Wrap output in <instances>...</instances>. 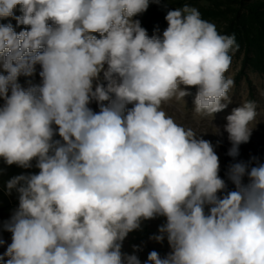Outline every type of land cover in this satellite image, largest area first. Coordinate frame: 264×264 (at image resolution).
<instances>
[{"label":"clouds","instance_id":"obj_1","mask_svg":"<svg viewBox=\"0 0 264 264\" xmlns=\"http://www.w3.org/2000/svg\"><path fill=\"white\" fill-rule=\"evenodd\" d=\"M150 3L167 7L0 0V19L16 21L0 24V160L38 169L4 183L18 206L2 224L11 234L3 264H142L139 247L126 253L123 242L158 217L149 239L169 251H150L143 264H264V162L236 159L256 103L225 117L232 162L223 177L213 143L162 109L173 99L187 104L192 87L196 114L213 118L227 107L235 34L185 4L149 36L135 17Z\"/></svg>","mask_w":264,"mask_h":264},{"label":"rangeland","instance_id":"obj_2","mask_svg":"<svg viewBox=\"0 0 264 264\" xmlns=\"http://www.w3.org/2000/svg\"><path fill=\"white\" fill-rule=\"evenodd\" d=\"M264 1V0H261ZM151 3L148 9L139 14L135 19H138L141 26L145 28L149 36L154 34V31L158 29L156 34L160 35L166 29L167 25L162 22L152 21V10ZM19 5L16 6L14 12L16 15H20L18 11ZM3 23L11 22L15 27L16 21L14 19H1ZM25 26H20L16 28L19 32L21 28ZM231 64L225 73L226 77H231L234 79V87L231 88L229 95L231 102L228 103L227 107L218 113L211 116H200L193 111L192 99L196 93V88H190L192 96L185 97L187 104L182 101H177L175 99L170 100L162 104V109L165 111L166 115L173 118V120L184 126L185 128H192L197 135L203 134V139L209 140L215 146V151L220 158L221 177L224 176V171L226 166L232 162V157H229L226 153L231 147L230 142L227 139V133L223 132V125L226 123L225 117L231 113L233 108L241 106L245 101H254L257 105L256 108V118L250 125L253 127L250 140L248 143L241 144L239 146V156L236 158L238 160H248L249 157L255 156L259 157L262 162H264V74H259L251 70L250 68H243V54L230 52ZM39 66H37V75H35L32 80L34 83H39ZM20 83L24 84L25 78H19ZM2 103V101H0ZM90 107L94 111H98V107L95 103L91 104ZM131 107V105H129ZM215 126L221 129V135H214ZM58 138V137H57ZM217 141L219 143L217 144ZM0 239L6 241L5 245L0 246V255L6 250L7 244L11 243V234L3 231L2 224L7 220L12 211L18 206L17 194L13 192L11 195H6L4 192V183L11 177L19 175L21 173L28 172H38V169H22L16 165L7 166L0 160ZM229 184V189H231ZM163 217H158L156 219L144 221L141 226V230L131 232L128 237L123 242L122 251L126 253L133 252V246H138L139 251L136 254L139 256L142 264L147 258L150 251H157L161 256H164L168 251L167 242L157 243L149 239V236L157 232L158 226L163 222ZM0 264H3L0 261Z\"/></svg>","mask_w":264,"mask_h":264},{"label":"trees","instance_id":"obj_3","mask_svg":"<svg viewBox=\"0 0 264 264\" xmlns=\"http://www.w3.org/2000/svg\"><path fill=\"white\" fill-rule=\"evenodd\" d=\"M164 2L161 0L162 4ZM185 4L197 8L201 18L213 23L221 34H235L239 45L236 52L243 54V68L264 74V1L167 0V7L151 5L153 23L167 25L164 19L166 12ZM0 24H3L1 19Z\"/></svg>","mask_w":264,"mask_h":264}]
</instances>
